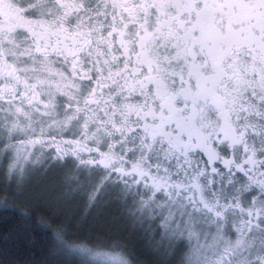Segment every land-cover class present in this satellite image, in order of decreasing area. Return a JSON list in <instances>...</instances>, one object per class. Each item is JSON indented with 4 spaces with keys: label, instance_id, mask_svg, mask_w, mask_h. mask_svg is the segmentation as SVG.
<instances>
[{
    "label": "snow or ice",
    "instance_id": "obj_1",
    "mask_svg": "<svg viewBox=\"0 0 264 264\" xmlns=\"http://www.w3.org/2000/svg\"><path fill=\"white\" fill-rule=\"evenodd\" d=\"M0 160L5 209L59 162L119 191L159 264H264V0H0Z\"/></svg>",
    "mask_w": 264,
    "mask_h": 264
},
{
    "label": "rangeland",
    "instance_id": "obj_2",
    "mask_svg": "<svg viewBox=\"0 0 264 264\" xmlns=\"http://www.w3.org/2000/svg\"><path fill=\"white\" fill-rule=\"evenodd\" d=\"M6 167L7 164L0 160V187L5 186L4 170ZM28 169L24 177L27 198L18 200L19 202L35 205V208L50 204L54 212L64 211L69 215H71V212L78 211L81 214V219L90 216L91 221H97L99 224H102L105 219L108 224L111 222L116 224V230L114 231L116 238L130 236L132 241L141 244L136 246L133 250L135 253L132 252L130 255L114 250H102L97 247L78 246V251L89 260L99 264H114L112 258L121 257L132 261L133 264H141L138 259L143 258L142 252H146L150 254L148 259L151 264H159L162 259L158 250L159 237L154 238L153 231L149 230V225L142 224L138 217L133 219L129 215L132 211L131 204L126 205L124 197L119 194L118 190L113 191L109 188L97 201L92 202L85 195L87 190L86 180L80 179L78 183L75 182L78 174L71 166L65 167L59 162L42 161L41 163L30 164ZM124 224L130 226L125 229L118 228V226L122 227ZM121 230H123L122 233ZM100 237V243L107 240L103 235H100ZM85 248L90 251H83Z\"/></svg>",
    "mask_w": 264,
    "mask_h": 264
},
{
    "label": "trees",
    "instance_id": "obj_3",
    "mask_svg": "<svg viewBox=\"0 0 264 264\" xmlns=\"http://www.w3.org/2000/svg\"><path fill=\"white\" fill-rule=\"evenodd\" d=\"M8 204L12 205L13 199L10 198ZM2 205L3 198L0 197V264H99L89 260L78 251L77 247H97L130 255L132 252L135 253L133 250L136 246L141 245L132 241L130 236L116 238L114 236L115 223L108 224L104 219L103 223L99 224L97 221H91L90 216L81 219L78 211L71 212L69 215L64 211L54 212L50 204L35 208V205L18 200H15L16 207L5 209ZM17 208L31 212L33 217L31 224L22 223ZM36 224L47 225L51 231L45 234L39 228L34 227ZM129 226L124 224L118 228L125 229ZM57 230H62L68 254L49 250L52 247L51 233ZM100 235L106 237L105 242L107 243H100ZM117 244L123 245L127 253L117 247ZM142 253L143 258L138 259L139 263L151 264L148 259L150 254Z\"/></svg>",
    "mask_w": 264,
    "mask_h": 264
}]
</instances>
